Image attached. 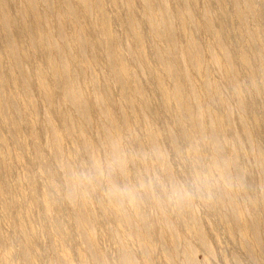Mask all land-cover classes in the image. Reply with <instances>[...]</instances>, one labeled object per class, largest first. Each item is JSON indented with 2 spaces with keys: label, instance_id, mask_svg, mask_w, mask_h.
I'll return each mask as SVG.
<instances>
[{
  "label": "bare ground",
  "instance_id": "6f19581e",
  "mask_svg": "<svg viewBox=\"0 0 264 264\" xmlns=\"http://www.w3.org/2000/svg\"><path fill=\"white\" fill-rule=\"evenodd\" d=\"M263 130L264 0H0V264H35L31 172L50 264H264Z\"/></svg>",
  "mask_w": 264,
  "mask_h": 264
},
{
  "label": "rangeland",
  "instance_id": "374dc122",
  "mask_svg": "<svg viewBox=\"0 0 264 264\" xmlns=\"http://www.w3.org/2000/svg\"><path fill=\"white\" fill-rule=\"evenodd\" d=\"M106 7H108L110 9V5L108 3H106ZM228 13L231 16L229 10H228ZM112 27H113V29H119L116 21L112 22ZM96 65H97L96 66L97 70H99V69L101 70L102 67H103V65H102V63L100 61L97 62ZM99 66L100 67L102 66V67L99 68ZM258 80L263 83V80L260 77H258ZM254 108L257 109V105H255ZM161 110H162V106L159 105L158 106V111H161ZM161 123H162V120L156 121L155 124L158 127H160ZM263 135H264V130L262 131V133L260 135H258V140L259 141L263 140ZM24 139H25V142L27 143V145H26V147L24 149V160L23 161H25L26 163H29V167H30L31 170L36 171V169L38 168V165H34V164H37V161H36V159H33V156L31 154L30 147L28 145L29 136H28L27 132L24 133ZM161 144H162L163 150L166 151V152H169V154L171 155L168 145L166 143H162V142H161ZM126 145L130 148V150L133 153H135V146L131 142L127 141ZM65 146H67V144H65ZM12 147H13V145H12ZM144 152L147 154V157H149V150L146 147L144 149ZM178 157L179 156L172 155V158H178ZM148 160H149V158H148ZM34 161L36 163H34ZM75 165L78 166V163H76ZM35 166H37V167H35ZM176 167H177V165H176ZM179 167L182 170V176L185 179H188L189 176H190L189 169L186 166L182 165V164L179 165ZM22 169H23L22 164L18 163V165H16L14 167V171L12 172V175H15L16 173L21 172ZM78 174L80 175V173H78ZM36 176L38 177V175L36 173H34V172L30 173L29 183H30L31 189L32 190L34 189L33 190V194H32V196H33L32 200H34V199H36V200L32 201V204L30 203L31 210L29 212L28 218L25 219V221H24V225L26 227H29L31 229L32 234H33L32 246L34 248L35 264H50L51 252L49 250V246L48 245H49V242L52 240V237H53V239H55L56 237L52 234V230H50L48 223L42 219V212H41V209L38 207V204L40 203L41 192L44 191V189L46 190V188L44 186H42V184H41L42 181L41 180H37ZM152 179H153V175H150V176L140 177L139 181H148V182H150ZM42 187H44V188H42ZM138 188H140L139 184H138ZM155 189L156 188H154V191H153L154 196L161 197V193L160 192H156ZM189 194L191 196V199L193 200V202L197 205V208L199 209L201 219L205 220V221L209 220L211 212H208L207 210L205 211V209L201 206V200H200L199 195L196 194L191 187H189ZM63 205H65V204H63ZM142 207H143V211L144 212H146L147 214H149L151 216L154 215V213H155L154 208L152 206H150L147 202H144ZM62 208H64L65 211ZM62 208H60L59 214L62 215L63 218H64V216L66 218V216L68 215V211L66 210V208L64 206H62ZM21 209L22 208H19V211ZM208 215H209V217H208ZM1 217L2 216H1V213H0V220H2ZM64 225H66V222L64 223ZM112 225L113 224H111L109 222H105V221L104 222L103 221L102 222L99 221V223H97V243L101 246L102 249L104 248L108 252V254H109V256L111 258L114 257V248H113V246H112V244L110 242V239H109L110 237H109V233L107 232V228L111 227ZM129 230H130V232H129ZM129 230H128V233L130 235L128 234L127 237L130 238V239H133L132 235H134V234L131 233L132 229H129ZM210 233H211V235L218 234V237L220 235V238H218L217 244L216 243L213 244L214 241L212 240L213 248L216 249L220 245L221 246V250H223L222 247L224 248V250H223L224 252H226V250H227L226 255H225V253L223 251L221 252V250L219 248H217L218 250L216 249L217 250L216 252H219L221 254L223 253V255L230 257L231 256V246H230V243H227L226 239H224L225 236L222 235L223 232L218 229L217 231L211 230ZM56 244H57L56 245V249L59 252L61 250V246L58 243H56ZM66 245H67V248H68L69 252L73 256H74V254L76 252L83 250L82 244L77 239H75L73 237H70L66 241ZM131 248L132 249H136V245L135 244L131 245ZM157 254L158 255H156L155 263L156 264H160V257L161 256H160L159 252ZM196 255H197L196 259L200 260L199 262H201L202 259L204 258V255H202L201 251H199V250L197 251ZM10 257H11L10 260L12 259L11 260L12 264L13 263L17 264V262H19L16 250L15 251L12 250ZM178 264H181V263H178Z\"/></svg>",
  "mask_w": 264,
  "mask_h": 264
},
{
  "label": "clouds",
  "instance_id": "9594fccd",
  "mask_svg": "<svg viewBox=\"0 0 264 264\" xmlns=\"http://www.w3.org/2000/svg\"><path fill=\"white\" fill-rule=\"evenodd\" d=\"M112 194L117 198L126 197L131 199L134 196V193L132 191L119 188L114 189Z\"/></svg>",
  "mask_w": 264,
  "mask_h": 264
}]
</instances>
